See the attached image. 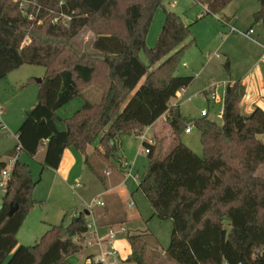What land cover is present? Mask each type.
I'll use <instances>...</instances> for the list:
<instances>
[{
    "label": "trees",
    "instance_id": "obj_1",
    "mask_svg": "<svg viewBox=\"0 0 264 264\" xmlns=\"http://www.w3.org/2000/svg\"><path fill=\"white\" fill-rule=\"evenodd\" d=\"M166 1L29 0L23 11L14 0H0V79L24 64L46 68L38 102L26 112L18 130L16 150L20 147L35 157L45 148L44 170L58 168L64 150L74 147L105 183L89 160L95 139L102 135L95 150L116 164L122 160L123 134H139L167 114L175 143L160 157L156 145L144 141L150 146L149 165L137 186L153 216L173 222L165 254L177 264H264V178L257 175L264 165L260 138L264 110L258 107L244 114L241 101L246 87L241 79L231 81L226 86L223 125L206 116L194 121L204 155L181 140L190 126L172 103L194 80L176 75L191 44L186 42L191 24L168 10ZM194 1L206 5L205 15H211L221 13L233 0ZM258 2L254 20L264 25V0ZM159 8L165 10L164 25L156 45L149 47L147 36ZM87 27L96 35L94 52H81L73 44ZM225 65L229 68L230 61ZM92 86L101 92L97 102L84 99L72 115L58 113ZM54 117L65 123V133L58 132ZM6 165L0 158V172ZM38 183L30 168L17 160L0 207V264H72L68 257L83 248L88 232L85 210L68 225L52 226L36 244L18 246L17 234L37 203L33 190ZM127 239L132 248L128 260L153 264L145 234H128ZM88 260L83 264H104L94 255Z\"/></svg>",
    "mask_w": 264,
    "mask_h": 264
},
{
    "label": "rangeland",
    "instance_id": "obj_2",
    "mask_svg": "<svg viewBox=\"0 0 264 264\" xmlns=\"http://www.w3.org/2000/svg\"><path fill=\"white\" fill-rule=\"evenodd\" d=\"M175 1L177 4L173 6ZM254 1L235 0L217 17L209 15L197 22L196 15L201 7L195 1L167 0L165 3L168 10L178 13L186 19L188 24H191V35L186 41L187 43L191 42V44L178 64L176 75L196 76L195 82L190 87V92L182 95L178 100V104L182 118L189 123L193 130L190 135L183 131L181 140L186 143L188 139L191 144L189 147L200 156L204 155V149L200 130L194 124V121L203 119L202 112L206 111L207 119L223 125L222 111L227 84L236 79L244 80L247 76H251V78L259 80L256 85L264 88V25L262 22L257 23L254 20ZM238 3H241V5H238ZM159 9L163 11L165 16V10L163 8ZM229 12L237 13L232 24L245 32L252 28L255 33L251 34L250 37L244 34L223 33L226 28L223 27L220 18L225 14H230ZM157 20L156 12L147 36L149 47L156 45L161 32L154 38L153 30ZM163 25L164 21L161 28ZM161 28L160 30H162ZM95 37V32L87 27L73 40V44L81 52H94L93 41ZM217 54H219L218 57ZM142 57L147 61L144 53H142ZM227 60L230 61L229 68H226L225 65ZM204 67L205 69L202 71ZM45 76L46 68L44 66L24 64L0 79V109L2 110L0 114V158L9 162L18 154L19 162L30 168L35 181L39 180L33 190V197L37 203L30 210L17 234L18 246L34 245L52 226L62 223L65 225L70 224L74 214L86 210V204L93 198L100 196V199L105 201L106 204L102 208L93 209L97 219L98 217L100 219L104 217L107 214V209H111L112 205L115 206L114 209H117V211L124 212L128 210L130 213H135L133 217L141 214V218L136 220L134 225H124L126 229L130 230L127 231V236L132 233L145 234L146 241L149 244L166 250L171 242L173 222L171 220H160L157 216L151 218L154 210L142 192L137 190L138 182L149 165V156L144 152L147 148L144 141L153 138L152 130L147 131L145 129L139 134H123L119 140L120 154L123 160L116 164H112L95 150L102 135L95 139L91 146L89 160L101 171L105 177V183L84 161L83 166H79L80 168L76 169L73 174L71 183H68L60 172L57 173L49 167L42 169V151L44 148H41L35 157L29 156L22 150H16V146L19 144L18 130L26 118V112L36 106L40 91L38 79H43ZM212 90L222 99L220 102L211 100ZM100 97L101 92H97V88L92 86L85 91L84 97H77L65 105L62 112L63 114H73L82 106L84 99L97 102ZM166 127L159 131L157 138H153L157 147L156 155L160 157L164 156L166 145L169 144L166 140L169 138V129ZM260 138L264 140V135H260ZM123 161L130 163L129 168L132 170L133 175L137 177V180L129 178L126 182V188L130 196H124L125 194L122 195L119 191H115L108 197L104 192L108 188V183L113 182L119 173H122L121 176L123 175L125 169ZM109 172H111V175L108 176ZM257 175L264 178V165L258 169ZM75 181L81 184L76 185ZM130 201L135 203L134 209L128 207ZM89 219L92 220L93 217L90 216ZM115 224H119V222H113V225ZM226 226L229 228L228 222H226ZM114 228L119 229L120 225H116ZM138 228L148 229L152 232L157 238L159 246L150 234L144 231H135ZM102 233L99 235L103 236ZM118 237L125 236L119 232ZM82 243L83 248L68 257L72 264H83L88 261L92 253L100 254L98 245H88L86 239ZM147 255L153 260V256L148 253ZM159 258L158 261L155 259L159 264H177L167 255H160ZM119 263L139 264L137 261L122 259Z\"/></svg>",
    "mask_w": 264,
    "mask_h": 264
},
{
    "label": "crops",
    "instance_id": "obj_3",
    "mask_svg": "<svg viewBox=\"0 0 264 264\" xmlns=\"http://www.w3.org/2000/svg\"><path fill=\"white\" fill-rule=\"evenodd\" d=\"M234 1L235 0H233L222 12H224ZM241 3H238V5H241ZM176 4H177V2H176ZM197 4L201 7V10L196 15V22L201 20V19H203L206 16H209V15H205L206 12H207V10H206L207 6L203 5L201 3H197ZM175 5H173V6H175ZM253 5L255 6V10H254V13H255L256 11H258L260 9V3L258 2V0H255ZM236 14H237L236 12H233V13H230V14H225V15H223L222 18H225L226 20H228V21H230L232 23L234 17L236 18V16H235ZM211 15H214L215 17L218 16V14H211ZM157 16H158L157 24H156V26H155V28L153 30L154 38H156V35L161 31L160 28H161V25H162V23L164 21V17H165L164 13H163V11L161 9H159L157 11ZM182 18L187 23L186 19L184 17H182ZM204 69H205V67L202 68V71ZM189 76H194V75H189ZM195 80H196V76H194V80H193L192 84L189 87H187L184 91L180 90L177 93V97L174 99L172 105H174V106L178 105L179 106L178 100L180 99V97L182 95H185V94L190 92V87L193 85ZM236 80H238V79H236ZM236 80H234V81H236ZM258 81H259L258 79L251 78V76H247L246 78H244V80H242L243 84L246 87V94H245L244 98L241 101V108H242V112L244 114H250L254 109H256L258 107L261 108L262 110H264V88H263V86L256 85V84H258ZM97 92H99L98 89H97ZM225 93H226V89H225ZM62 108L58 111V113L61 116L67 117V116L72 115V114H63ZM164 126L165 127L167 126L166 128L169 129V131H168L169 138L166 139V140H168L169 144L166 145V148H165V151H164V155H165L171 150L172 146L175 143L173 130H172L169 122L167 121V114H164L154 124L149 126L147 128V131L152 130L153 131V138H157V135L159 134V131L163 130L165 128ZM185 133L190 135V134L193 133V130L190 133H188V132H185ZM186 141H188V142H186V144L188 146H191L189 140L187 139ZM90 150H91V147L89 148V153H90ZM42 152H43L42 153V158H43L44 155H45L46 149L44 148V150ZM17 160H19L18 157H17ZM83 161L85 162V155L84 154H82L80 151L76 150L74 147H67L64 150V153H63V156H62V159H61V162H60L58 168H51V169L55 170L57 173L60 172L61 175L64 177V179L68 183H71V181H72L71 178H72V176H74L73 174L75 173L76 169L80 168L79 166H83L82 165ZM124 166H125V169H124L123 175L121 176L120 174H122V173H119L118 177L115 178V180L113 182L111 181V183H108V188L104 192V194H106L108 197H109L110 194H112L115 191H119L122 195L125 194L124 196H126V195L130 196L129 192H128V189L126 188V182H127V180L129 178H133L134 180H137V177L135 175H133L132 170L129 168V166H130L129 162H127V161L124 162ZM109 175H111V172L108 173V176ZM77 183H80V182L75 181L76 185H77ZM138 184H139V182H138ZM131 203H132V205H130ZM112 206H111L112 207L111 209L108 208L107 209L108 211L106 210L107 214H105V216L102 217L101 219L99 217L97 219V216H95L94 212L91 213V214L89 213V217L92 216L93 219H95L96 224H97L98 221H100L99 222L100 224L99 223L97 224L98 225L99 234L103 232L102 234L105 235L106 234L105 231L108 228L114 227L116 225H120V226L121 225L124 226L126 224H133L134 225L135 221L138 220L139 218H141V214L140 213H139L140 216L133 217L135 213H130V211H128V210L124 211V212L121 211V210L117 211V209L116 210L114 209L115 206L114 205H112ZM134 206H135V203L133 201L128 202V207L129 208L134 209ZM100 208H102V207H100ZM96 209H97V207H96ZM137 212H139V211H137ZM152 217H154L153 214H152L151 218ZM116 221L119 222V224L113 225V222H116ZM127 231H130V230L126 229V232L122 233V235H124L125 237H120V238L118 237L117 240L115 241V246L119 250V253H120V256H121L122 260H128L129 256L132 254V248H131V245H130L128 239H127ZM135 231H144L147 234H150L151 237H153L156 240L157 246H159L157 238L148 229H139L138 228L137 230L135 229ZM148 254L153 256V260H151L150 257H149L150 262L153 263V264H159L157 261L160 259L159 258L160 255H163V256L166 255L164 248L163 249H160L159 247L156 248L152 244H149ZM91 255L95 256L96 254L92 253Z\"/></svg>",
    "mask_w": 264,
    "mask_h": 264
},
{
    "label": "built area",
    "instance_id": "obj_4",
    "mask_svg": "<svg viewBox=\"0 0 264 264\" xmlns=\"http://www.w3.org/2000/svg\"><path fill=\"white\" fill-rule=\"evenodd\" d=\"M14 2L19 4V7L26 11L27 6L30 4L29 0H14ZM176 2L173 3L175 5ZM206 10H208L206 8ZM33 17V14L30 15V18ZM62 17L66 20H70L71 16L62 14ZM58 21V18L55 19ZM220 21L223 24V27L226 28V30L223 31L225 34H244L246 36H249L254 33V30L251 28L249 31L245 32L238 27H236L234 24H232L230 21L226 20L225 18H220ZM219 54H217V57ZM212 59V57H210ZM185 89H182L181 91H184ZM211 100H214L216 102H220L222 99L217 95V93L212 90V97ZM2 110L0 109V114ZM223 113V111H222ZM203 116L207 115L206 111L202 112ZM4 127V126H3ZM192 131V128L189 127L186 129V132L190 133ZM147 141V140H146ZM148 143L150 145H154L155 141L153 138H151ZM20 150V147L18 148ZM145 153L150 152V146L147 147L144 150ZM17 161V155L7 163V165L4 167V169L0 172V206L3 201V197L8 191L9 183L11 181L12 177V170L14 167L15 162ZM77 185H80V183H77ZM132 205V203L130 204ZM104 207L105 201L101 200L100 197L93 198L88 204H86V210L89 211V213H93V209L96 207ZM85 210V211H86ZM125 233L126 228L121 225L119 229H115L114 227H110L105 235L101 236L98 233V225L96 224L95 219L90 220L88 215V232L86 233L85 239L87 240L88 245L96 244L100 248V254H96L94 256V260L97 262H102L104 264H120V253L117 247L115 246V241L118 238V234Z\"/></svg>",
    "mask_w": 264,
    "mask_h": 264
},
{
    "label": "water",
    "instance_id": "obj_5",
    "mask_svg": "<svg viewBox=\"0 0 264 264\" xmlns=\"http://www.w3.org/2000/svg\"><path fill=\"white\" fill-rule=\"evenodd\" d=\"M42 80L43 79H38V82H42ZM53 121L55 123V126H56L58 132L65 133L67 131V127H66V125H65V123L63 121L59 120L57 117H54ZM17 208H18V205L11 207V210H10L9 214L13 215V213L16 211ZM85 212H86V214L89 215V211L88 210H86Z\"/></svg>",
    "mask_w": 264,
    "mask_h": 264
}]
</instances>
